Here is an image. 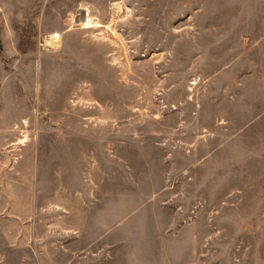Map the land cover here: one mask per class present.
I'll list each match as a JSON object with an SVG mask.
<instances>
[{"label": "rangeland", "instance_id": "1", "mask_svg": "<svg viewBox=\"0 0 264 264\" xmlns=\"http://www.w3.org/2000/svg\"><path fill=\"white\" fill-rule=\"evenodd\" d=\"M0 264H264V0H0Z\"/></svg>", "mask_w": 264, "mask_h": 264}, {"label": "bare ground", "instance_id": "2", "mask_svg": "<svg viewBox=\"0 0 264 264\" xmlns=\"http://www.w3.org/2000/svg\"><path fill=\"white\" fill-rule=\"evenodd\" d=\"M86 21V20H85ZM86 24H89V19H87V21L85 22ZM85 24V25H86ZM59 38V35L58 34H53L52 37H50L48 40H47V43H49V45L53 42H55L57 39Z\"/></svg>", "mask_w": 264, "mask_h": 264}]
</instances>
